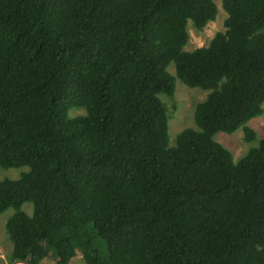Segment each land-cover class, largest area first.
Here are the masks:
<instances>
[{"label": "trees", "instance_id": "trees-1", "mask_svg": "<svg viewBox=\"0 0 264 264\" xmlns=\"http://www.w3.org/2000/svg\"><path fill=\"white\" fill-rule=\"evenodd\" d=\"M216 1L0 0V167L30 168L0 181L12 259L264 264V140L237 163L214 140L264 113V0H220L225 32L185 51ZM171 63L209 92L173 147Z\"/></svg>", "mask_w": 264, "mask_h": 264}, {"label": "rangeland", "instance_id": "rangeland-1", "mask_svg": "<svg viewBox=\"0 0 264 264\" xmlns=\"http://www.w3.org/2000/svg\"><path fill=\"white\" fill-rule=\"evenodd\" d=\"M216 5L218 7L216 21L207 24L203 30H197L191 21L188 22L187 30L189 33V40L184 48L185 51H194L197 48L208 46L217 33L225 32L224 22L227 14L223 10L220 0L216 1ZM168 72L175 78V92L172 96L160 95L159 97L167 108L170 146L173 147L176 144L177 136L185 129H192L197 132L200 131L195 123L194 111L196 105L204 101L209 92L185 86L176 78L175 66L173 63L168 67ZM85 115L86 111L84 108H73L69 111L70 118ZM246 129L254 132V137L250 141L247 138ZM214 140L232 154L234 163L239 162L252 149L258 148L260 141L264 140V113L262 116L251 120L244 127L232 134H216ZM29 170V167L13 169H3L0 167V181L7 179L18 180L23 173L29 172ZM22 210L31 216L33 214V204L26 203L22 207ZM14 213V209H9L0 215V264H27L26 262H20L11 258L13 243L8 235L6 223ZM56 260L53 250L47 248L46 257L40 264H56ZM69 264L86 263L81 252H77L76 256L70 260Z\"/></svg>", "mask_w": 264, "mask_h": 264}]
</instances>
